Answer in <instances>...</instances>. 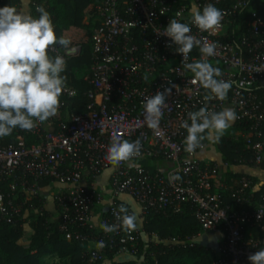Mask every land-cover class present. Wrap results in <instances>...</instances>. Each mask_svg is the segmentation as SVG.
<instances>
[{"label":"built area","instance_id":"built-area-1","mask_svg":"<svg viewBox=\"0 0 264 264\" xmlns=\"http://www.w3.org/2000/svg\"><path fill=\"white\" fill-rule=\"evenodd\" d=\"M207 3L225 13L215 35L201 32L191 23L192 5L202 10ZM248 5V0H96L91 65L83 77L90 88L81 92L67 86L58 114L25 131L35 137V143L27 145L22 137L15 143H0V223H29L28 214L45 204L40 198L41 183L48 181L54 188L50 197L59 232L90 244L85 264H98L108 253L138 254L146 234L140 221L168 209L182 212L187 204L201 232L221 230L222 242L210 264H251L248 256L264 249V186L255 197L257 187L242 174L231 196L235 204L247 207L238 210L225 203L214 187L223 186L216 180L229 164L196 158L198 151L210 146L205 142L194 153L186 152L187 131L182 127L189 112L204 106L210 111L230 107L238 117L234 129L249 152V162L258 166L264 160V90L262 94L257 90V83L264 80V18L251 9L248 19H237ZM172 18L188 23L198 39L217 44L218 54L207 59L221 69V78L232 82L227 100L214 99L205 105L206 90L193 82L177 46L162 34ZM81 52V45L75 44L56 46L50 54L61 55L68 62ZM201 58L194 48L188 62ZM167 87L172 91L159 128L150 129L143 115L144 98ZM78 94L86 103L77 112L68 99ZM113 135L129 141L139 138L141 155L119 166L110 164L105 156ZM109 169V192L95 190L94 182ZM122 195L140 206L138 216L121 200ZM98 203L102 205L94 224ZM121 206L134 215L135 230L105 233L100 225L121 224ZM151 234L159 242L191 246L200 233L184 239ZM101 240L106 246L98 249Z\"/></svg>","mask_w":264,"mask_h":264},{"label":"clouds","instance_id":"clouds-1","mask_svg":"<svg viewBox=\"0 0 264 264\" xmlns=\"http://www.w3.org/2000/svg\"><path fill=\"white\" fill-rule=\"evenodd\" d=\"M36 11L38 17L26 14L13 5L0 7V138L10 136L16 128L31 131L56 116L61 106L60 97L67 87V77L62 75L67 61L61 55L50 53L56 46L68 48L71 42L56 35L51 14L42 5H37ZM190 11L191 23L201 32L215 35L221 28L225 13L214 4L207 3L202 10L193 4ZM176 15L179 17L181 13ZM162 34L177 46L176 52L182 54L183 67L193 74V82L198 81L206 90L203 97L205 105L214 99L227 100L232 82L221 78V69L207 59L218 54L217 44L198 39L188 23L176 18L170 19ZM194 48L199 49L202 58L188 62V55ZM144 80H148L147 75ZM171 91V87H167L144 98L143 115L150 129L159 128ZM237 118L230 107L210 111L204 106L189 112L188 120L182 122L187 131L185 151L194 153L205 140L219 142ZM141 150L139 138L129 141L113 135L105 159L113 166H119L139 157ZM119 213L120 225H100L105 233H113L120 228L128 232L135 230L134 215H130L124 206L120 207ZM105 246L102 240L96 245L98 249ZM248 260L251 264H264V249L250 254Z\"/></svg>","mask_w":264,"mask_h":264},{"label":"trees","instance_id":"trees-1","mask_svg":"<svg viewBox=\"0 0 264 264\" xmlns=\"http://www.w3.org/2000/svg\"><path fill=\"white\" fill-rule=\"evenodd\" d=\"M229 2L233 0H228ZM94 0H31L30 8L33 17H38L36 11L37 5H42L50 14L54 23V29L58 37L63 36L70 40V45L79 44L82 52L79 56L71 58L67 62V68L62 75L67 77V86L80 90L90 88L83 80V73L87 72L91 65V48L90 37L95 27V14H92V25L84 22L85 13L90 9L94 12ZM247 9L237 14V19L241 16L243 20L250 17V10L253 9L257 14L264 18V3L258 0H248ZM5 5H13L20 10L19 0H0V7ZM90 7V8H89ZM242 20V21H243ZM241 21V20H240ZM233 30V29H230ZM51 55V54H50ZM257 90L262 94L264 90V80L257 83ZM80 92V93H81ZM70 101V102H69ZM70 107L78 111H83L82 105H85L86 99L81 94L75 98L68 99ZM81 108L80 110H78ZM235 128V124H233ZM264 130V128H263ZM22 137L27 145L36 142L34 136L26 133L24 130L16 128L12 134L7 137L0 138L1 144H9L17 142ZM214 147L221 155L223 163L229 165H247L253 166L249 162V152L244 148L242 138L231 139L223 136L219 142L205 140L203 141ZM264 170V160L258 165L253 166ZM225 175L227 179L233 178L237 182L224 183L223 186H215L214 190L223 195L225 203L232 208L243 209L247 204H235L232 193L237 187L238 178L244 174L251 178L253 186L257 189L253 190L255 197L261 192L264 186V179L260 180L256 176L246 173H229ZM44 187H50L48 181L41 183ZM42 187V188H44ZM52 187V186H51ZM35 202L40 206L38 200ZM38 206V207H39ZM104 216L106 213L103 214ZM28 220L33 233L28 239L27 244H20L19 240L23 234V226L25 222L20 224L0 223V264H46L47 258L55 257L57 259H66L68 264H85L84 258L88 251L86 250V241H79L75 238L67 240L65 234L59 232L56 220L40 208L36 213L30 212ZM52 220V221H51ZM26 221V220H24ZM23 223V224H22ZM146 234L156 233L159 238L166 239L169 237H180L184 239L186 236L201 233V229L197 221L192 215L190 205H184L182 212H174L168 209L165 214H150L140 221ZM215 251L199 243L189 246L186 244H154L143 240V236L139 244V252L134 257L142 258L141 264H210L215 258ZM113 255L108 253L105 258L111 260Z\"/></svg>","mask_w":264,"mask_h":264},{"label":"crops","instance_id":"crops-1","mask_svg":"<svg viewBox=\"0 0 264 264\" xmlns=\"http://www.w3.org/2000/svg\"><path fill=\"white\" fill-rule=\"evenodd\" d=\"M30 1L31 0H19L20 10L26 14H31ZM95 2H96V0H94L93 4ZM92 14H94V12H92ZM231 128L233 129V126H231ZM234 133L236 134V139H237V135H238L237 130L234 129ZM195 157L200 159V160L223 163L221 160V155L214 149L213 146L208 147L205 150L198 151L197 154L195 155ZM111 171H112V169H109V170H106L99 175V177L96 179V181L94 182V185H93V188L95 190H97L99 192H104L105 190H107L109 175H110ZM224 171H227L229 173H237V174L246 173V174H249L252 176H256L260 180L264 179V170H261L257 167H253V166L228 165L224 169ZM227 177L228 176L225 175V172L221 173L216 180V184L237 182L236 179L234 180L233 178H231L229 180V179H227ZM52 190H54V188L51 186L42 188L40 198H41V200H45V204L43 206H41L42 209H44L47 212V214L54 221V220H56V212H55L54 204H53L52 199L50 197V193L52 192ZM120 198L131 208V210L134 212L135 215H137V216L139 215L140 206L134 201V199L132 197H130L128 195H122V196H120ZM101 205H102V203H98L95 206L93 218H92V220H94V224H96L98 219H99V213H100L99 211H100ZM32 233H33V231H32L31 225L30 224L24 225L23 226V234L19 240V243L20 244H27L28 239ZM222 238H223V236H222L221 230L211 231V232H207V233L201 232L198 235V237L196 238V243H199V244L204 245L206 247L212 248L215 251V253H217L218 247L220 246V244L222 242ZM66 239L69 240L68 238H66ZM143 240L149 241V242L154 243V244H158V243L166 244V241H162V242L157 241L155 236L152 234L151 235L144 234ZM89 245L90 244H86V250L89 247ZM116 263H120V264H141L142 258L134 257V256L128 255V254H118V255L113 256L111 260L104 258L98 264H116ZM46 264H68V263H67L66 259H57L55 257H52V258L46 259Z\"/></svg>","mask_w":264,"mask_h":264},{"label":"rangeland","instance_id":"rangeland-1","mask_svg":"<svg viewBox=\"0 0 264 264\" xmlns=\"http://www.w3.org/2000/svg\"><path fill=\"white\" fill-rule=\"evenodd\" d=\"M258 1L261 2V3H264V0H258ZM92 19H94L93 16H92V10L89 9L86 12V14H85L84 22L85 23H89V27H91V25H92ZM85 74H86V70L83 73V76L82 77H84ZM223 136H227V137H230L231 139H235L236 140V134L234 133V128L232 129L231 127L225 132V134ZM143 162L145 164H147V165L151 163L149 160H143ZM160 163H161V161H160ZM107 192H109V189L108 188H107ZM105 198H106V196H105ZM93 222H94V220H93Z\"/></svg>","mask_w":264,"mask_h":264}]
</instances>
